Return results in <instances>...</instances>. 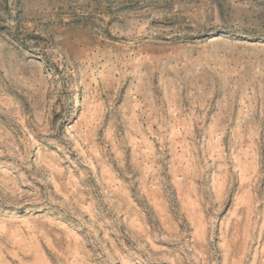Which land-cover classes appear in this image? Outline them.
<instances>
[{"label":"rangeland","instance_id":"1","mask_svg":"<svg viewBox=\"0 0 264 264\" xmlns=\"http://www.w3.org/2000/svg\"><path fill=\"white\" fill-rule=\"evenodd\" d=\"M0 264H264V0H0Z\"/></svg>","mask_w":264,"mask_h":264}]
</instances>
